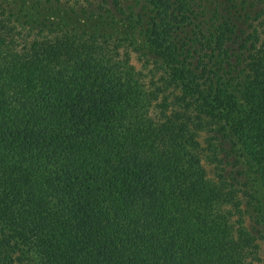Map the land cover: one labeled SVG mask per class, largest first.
Here are the masks:
<instances>
[{
  "label": "trees",
  "instance_id": "1",
  "mask_svg": "<svg viewBox=\"0 0 264 264\" xmlns=\"http://www.w3.org/2000/svg\"><path fill=\"white\" fill-rule=\"evenodd\" d=\"M0 264H264V0H0Z\"/></svg>",
  "mask_w": 264,
  "mask_h": 264
},
{
  "label": "rangeland",
  "instance_id": "2",
  "mask_svg": "<svg viewBox=\"0 0 264 264\" xmlns=\"http://www.w3.org/2000/svg\"><path fill=\"white\" fill-rule=\"evenodd\" d=\"M132 63H134L136 66H138V64L135 62V60H133ZM199 157L201 159V164L206 171L207 177L212 178V173H213L212 167L204 160L203 155L201 153H199Z\"/></svg>",
  "mask_w": 264,
  "mask_h": 264
}]
</instances>
